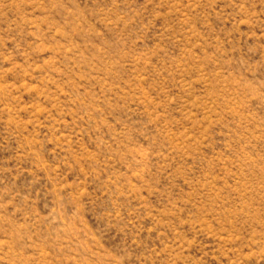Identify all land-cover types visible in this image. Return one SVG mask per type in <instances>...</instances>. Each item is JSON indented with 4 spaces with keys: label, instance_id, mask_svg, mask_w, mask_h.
Wrapping results in <instances>:
<instances>
[{
    "label": "rangeland",
    "instance_id": "obj_1",
    "mask_svg": "<svg viewBox=\"0 0 264 264\" xmlns=\"http://www.w3.org/2000/svg\"><path fill=\"white\" fill-rule=\"evenodd\" d=\"M0 264H264V0H0Z\"/></svg>",
    "mask_w": 264,
    "mask_h": 264
}]
</instances>
